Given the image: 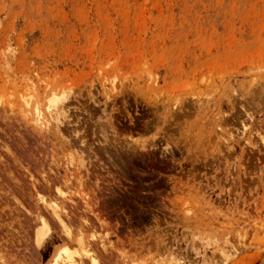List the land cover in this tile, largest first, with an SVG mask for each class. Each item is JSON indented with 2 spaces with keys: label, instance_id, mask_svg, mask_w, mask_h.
<instances>
[{
  "label": "rangeland",
  "instance_id": "1",
  "mask_svg": "<svg viewBox=\"0 0 264 264\" xmlns=\"http://www.w3.org/2000/svg\"><path fill=\"white\" fill-rule=\"evenodd\" d=\"M78 235L96 264H264V0H0V264Z\"/></svg>",
  "mask_w": 264,
  "mask_h": 264
},
{
  "label": "bare ground",
  "instance_id": "2",
  "mask_svg": "<svg viewBox=\"0 0 264 264\" xmlns=\"http://www.w3.org/2000/svg\"><path fill=\"white\" fill-rule=\"evenodd\" d=\"M48 97L49 98L46 97L48 99L47 100L48 103H47V105L45 104L47 106V107L45 106L46 107L45 111L46 110L49 111L51 109V106H53V108H54L53 110H55L56 113L54 111H52V114L48 115L51 118H49V117L48 118H49L50 121L52 119L53 120V123H54V120H55V122H57L58 120H61L60 118H62V117L59 116V119H58V116H57V115H59V113H58L59 112L58 111L59 109L58 108L61 105L58 104V106H57L56 103L58 102L59 99L56 98L53 94L49 95ZM25 103H26V105H28V102H25ZM55 105L58 108H55L56 107ZM36 108H38V107L36 106ZM50 111L48 113H51ZM63 111H65V109ZM33 112L36 113L35 114L36 116H35V119L34 120H35V122L37 123V125L41 129L42 128L43 129H49L50 126H52V125H50V121L48 119H45V117H42L39 114V112H38L37 109H36V111H33ZM53 112L55 113V115H53ZM62 112H61V114H62ZM43 114H45V112ZM59 122L60 121H58L57 123H59ZM58 125L59 124H56L54 126V128L56 127L55 129H57ZM38 198H39V196H38ZM40 202L42 204H44L48 208V210L50 211L51 215L54 217V219L57 220V222H58L57 224H59V223L62 224L61 216L59 214V211H61L63 209L60 208L59 206H57V203L56 202L46 203L43 199H40ZM39 223H40V228L35 233V242H36L37 246H40L41 243L44 241V239L50 233L49 227L46 225L45 221H43L41 219V217L39 218ZM60 228H62V227H60ZM61 230H62L61 232H63V235L65 236V238L67 240H70L71 241L72 235H71L69 229H67V227L66 228L63 227V229H61ZM74 240H75V244H76V247H77V249H76L77 252L75 254L70 253L69 250L67 249V247H65V248L63 247V249L57 251L56 256L54 257V259L52 260V262L50 264H84L85 262H86V264L87 263L88 264H96V260L94 258V255L90 251V244L88 245V243H87V245H84L83 242H82L83 241L82 240V237L80 235H78V238L77 239H74ZM74 256H76V257L74 258Z\"/></svg>",
  "mask_w": 264,
  "mask_h": 264
}]
</instances>
